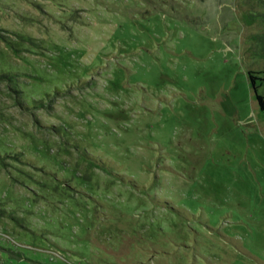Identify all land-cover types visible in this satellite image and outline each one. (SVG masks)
I'll return each mask as SVG.
<instances>
[{
  "label": "rangeland",
  "instance_id": "rangeland-1",
  "mask_svg": "<svg viewBox=\"0 0 264 264\" xmlns=\"http://www.w3.org/2000/svg\"><path fill=\"white\" fill-rule=\"evenodd\" d=\"M264 0H0V264H264Z\"/></svg>",
  "mask_w": 264,
  "mask_h": 264
},
{
  "label": "trees",
  "instance_id": "trees-1",
  "mask_svg": "<svg viewBox=\"0 0 264 264\" xmlns=\"http://www.w3.org/2000/svg\"><path fill=\"white\" fill-rule=\"evenodd\" d=\"M248 75L249 78L252 82V85L254 86L255 89V93H256V98L258 100V105L260 107V109L263 111L264 113V94L260 93L258 91L259 86L256 84V79L260 78L257 76V72L253 71V70H249L248 71Z\"/></svg>",
  "mask_w": 264,
  "mask_h": 264
},
{
  "label": "water",
  "instance_id": "water-1",
  "mask_svg": "<svg viewBox=\"0 0 264 264\" xmlns=\"http://www.w3.org/2000/svg\"><path fill=\"white\" fill-rule=\"evenodd\" d=\"M254 87V86H253ZM255 90V89H254Z\"/></svg>",
  "mask_w": 264,
  "mask_h": 264
}]
</instances>
